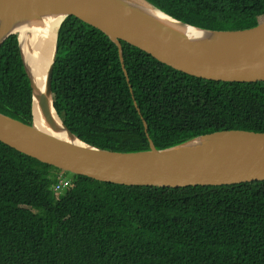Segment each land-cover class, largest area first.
Wrapping results in <instances>:
<instances>
[{"label": "trees", "instance_id": "obj_1", "mask_svg": "<svg viewBox=\"0 0 264 264\" xmlns=\"http://www.w3.org/2000/svg\"><path fill=\"white\" fill-rule=\"evenodd\" d=\"M189 25L234 31L264 21V0H147ZM137 103L159 149L224 129L264 132V82L205 80L122 42ZM55 108L86 143L149 149L118 48L76 19L58 30ZM0 112L33 124L18 34L0 45ZM0 141V264H264V180L182 187L72 174ZM61 192V191H60Z\"/></svg>", "mask_w": 264, "mask_h": 264}, {"label": "water", "instance_id": "obj_2", "mask_svg": "<svg viewBox=\"0 0 264 264\" xmlns=\"http://www.w3.org/2000/svg\"><path fill=\"white\" fill-rule=\"evenodd\" d=\"M134 9L123 0H0V19L12 23L76 19L106 36L118 48L122 71L139 113L150 148L118 151L78 138L55 108L53 66L46 81L51 129L0 112V141L51 166L101 181L127 185L182 187L264 180V132L224 129L159 149L151 136L126 69L125 42L158 62L188 75L230 83L264 82V21L249 29L217 31L195 27L162 11L147 0ZM57 30V37H58ZM5 35L0 45L11 35ZM34 96L39 82L25 64ZM34 114V113H33ZM60 123L74 136L60 132Z\"/></svg>", "mask_w": 264, "mask_h": 264}, {"label": "bare ground", "instance_id": "obj_3", "mask_svg": "<svg viewBox=\"0 0 264 264\" xmlns=\"http://www.w3.org/2000/svg\"><path fill=\"white\" fill-rule=\"evenodd\" d=\"M134 9H143L141 0H123ZM59 21H31L12 23L0 19V41L12 31L20 32V43L28 71L39 82V91L34 96V121L43 129H51L46 104V81L50 76L56 49ZM60 132L70 138L74 136L60 123Z\"/></svg>", "mask_w": 264, "mask_h": 264}, {"label": "built area", "instance_id": "obj_4", "mask_svg": "<svg viewBox=\"0 0 264 264\" xmlns=\"http://www.w3.org/2000/svg\"><path fill=\"white\" fill-rule=\"evenodd\" d=\"M70 183H71V179H69L65 176H61V179L59 180V182L55 186L56 193L65 189Z\"/></svg>", "mask_w": 264, "mask_h": 264}, {"label": "rangeland", "instance_id": "obj_5", "mask_svg": "<svg viewBox=\"0 0 264 264\" xmlns=\"http://www.w3.org/2000/svg\"><path fill=\"white\" fill-rule=\"evenodd\" d=\"M60 173H61V172H60ZM61 175H62V176H65V177H67V178H69V179L72 178V174H71L70 172H62ZM62 192H63V191L58 192L57 194L60 195Z\"/></svg>", "mask_w": 264, "mask_h": 264}]
</instances>
